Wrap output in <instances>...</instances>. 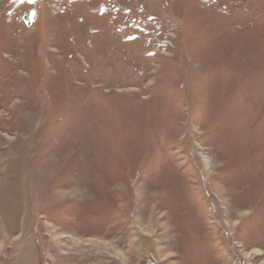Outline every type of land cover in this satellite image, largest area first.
Instances as JSON below:
<instances>
[{"label": "rangeland", "instance_id": "obj_1", "mask_svg": "<svg viewBox=\"0 0 264 264\" xmlns=\"http://www.w3.org/2000/svg\"><path fill=\"white\" fill-rule=\"evenodd\" d=\"M0 264H264V0H0Z\"/></svg>", "mask_w": 264, "mask_h": 264}, {"label": "bare ground", "instance_id": "obj_2", "mask_svg": "<svg viewBox=\"0 0 264 264\" xmlns=\"http://www.w3.org/2000/svg\"><path fill=\"white\" fill-rule=\"evenodd\" d=\"M202 161H203V163H204V166H205V168L206 169H208V170H210V167H209V164H208V160H207V158H203L202 159ZM211 165V164H210ZM213 166V165H212ZM217 188H219L218 190H217V192L218 193H221V195H223L224 194V189L222 188V187H217ZM223 191V192H222ZM62 238H64L65 239V236H62ZM72 240V239H71ZM71 240L69 239V240H64V242L66 243V244H73V242H71ZM90 241V240H89ZM98 241V240H97ZM88 243V242H87ZM97 243V242H96ZM100 244V243H99ZM84 245H86V244H84ZM88 245H89V243H88ZM87 245V246H88ZM74 246V245H73ZM97 246H100L102 249H104V247H105V245H103V244H101V245H98L97 244Z\"/></svg>", "mask_w": 264, "mask_h": 264}, {"label": "water", "instance_id": "obj_3", "mask_svg": "<svg viewBox=\"0 0 264 264\" xmlns=\"http://www.w3.org/2000/svg\"><path fill=\"white\" fill-rule=\"evenodd\" d=\"M32 19H33V13L32 12L23 16V21H24L26 27H30V25L32 23Z\"/></svg>", "mask_w": 264, "mask_h": 264}]
</instances>
